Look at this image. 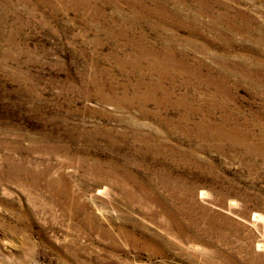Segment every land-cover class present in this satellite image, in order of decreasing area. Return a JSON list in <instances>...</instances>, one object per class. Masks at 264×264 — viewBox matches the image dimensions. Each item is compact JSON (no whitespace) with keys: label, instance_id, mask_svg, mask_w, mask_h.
Instances as JSON below:
<instances>
[{"label":"rangeland","instance_id":"obj_1","mask_svg":"<svg viewBox=\"0 0 264 264\" xmlns=\"http://www.w3.org/2000/svg\"><path fill=\"white\" fill-rule=\"evenodd\" d=\"M0 264H264V0H0Z\"/></svg>","mask_w":264,"mask_h":264}]
</instances>
